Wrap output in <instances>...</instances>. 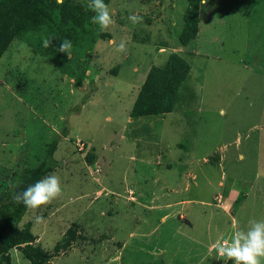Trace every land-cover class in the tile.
I'll return each instance as SVG.
<instances>
[{"label": "rangeland", "instance_id": "rangeland-1", "mask_svg": "<svg viewBox=\"0 0 264 264\" xmlns=\"http://www.w3.org/2000/svg\"><path fill=\"white\" fill-rule=\"evenodd\" d=\"M108 5L105 30L39 6L0 56V197L20 160L36 166L57 139L44 177L59 176L61 195L15 221L58 251L53 264H224L216 241L264 219V0L201 1L191 46L178 42L187 0ZM64 39L70 57L57 51ZM172 52L190 65L172 111L131 118L146 70ZM19 248L3 247L0 264H31Z\"/></svg>", "mask_w": 264, "mask_h": 264}, {"label": "trees", "instance_id": "trees-1", "mask_svg": "<svg viewBox=\"0 0 264 264\" xmlns=\"http://www.w3.org/2000/svg\"><path fill=\"white\" fill-rule=\"evenodd\" d=\"M201 1L187 0L183 23L178 33L180 45H187L198 33ZM104 2L109 4L110 0ZM87 5L88 3L75 0H64L63 4H57L56 0H0V56L26 28L27 21L39 6L53 7L62 20L83 28L95 15ZM189 71V63L176 52L169 54L163 66H150L130 109V117L164 115L171 112L176 92ZM56 146L57 139H52L47 145L45 157L34 167H28L24 160H20L19 168L12 173L9 186L0 197V251L3 247L15 244L20 247L23 256L31 264H53L52 258L58 251L55 253L45 251L41 245L30 242L31 240L25 236L27 229L24 231L17 227L15 221L26 212L27 207L22 202H17L13 193L22 192L59 165L53 157ZM86 158V162L92 163L91 158L87 155ZM17 181L20 182L19 187L15 189L10 187V184ZM10 206L14 207L13 213L9 212ZM70 236L68 240L65 239L62 249H66L77 238L76 234ZM224 264H231V261Z\"/></svg>", "mask_w": 264, "mask_h": 264}, {"label": "clouds", "instance_id": "clouds-1", "mask_svg": "<svg viewBox=\"0 0 264 264\" xmlns=\"http://www.w3.org/2000/svg\"><path fill=\"white\" fill-rule=\"evenodd\" d=\"M64 0H56L57 4H63ZM207 3V0H202ZM87 7L95 15L91 17V22L97 24L101 30L108 29L114 24V13L104 0H90ZM128 19L133 23H138L142 17L136 14L129 15ZM51 37L43 41V47L48 48L52 45ZM114 43V41H111ZM126 41L121 40L116 50L126 53ZM72 42L64 39L59 44L57 51L71 55ZM20 182L10 184V187H19ZM61 181L58 175L50 174L29 185L22 192H14L13 196L17 202H22L29 209H38L42 205L50 203L53 199L61 195ZM42 216L35 218L37 223L43 221ZM215 251L219 257L226 258L231 264H264V219L250 220L246 229H241L232 234L230 238L216 241Z\"/></svg>", "mask_w": 264, "mask_h": 264}, {"label": "crops", "instance_id": "crops-1", "mask_svg": "<svg viewBox=\"0 0 264 264\" xmlns=\"http://www.w3.org/2000/svg\"><path fill=\"white\" fill-rule=\"evenodd\" d=\"M197 37V36H196ZM192 40H196L195 38L194 39H192ZM188 45V44H187ZM189 46H191V44L189 43ZM191 52L190 53H186L187 55L188 54H191L192 53V50L191 49H189ZM185 58V57H184ZM163 65V64H162ZM162 65H159V66H162ZM150 68V67H149ZM148 70L149 69H147L146 70V73H145V75H144V79H145V77H146V74H147V72H148ZM144 79H143V81H144ZM142 81V82H143ZM142 82H141V84H142ZM141 84L139 85V88H137V90L139 91V89H140V86H141ZM170 113V112H169ZM182 144V146H183V142L181 143ZM156 159H157V163L160 165L161 164V162H160V160L162 159V155L161 154H158L157 155V157H156ZM178 161H180V159L178 160ZM148 162V161H147ZM172 165H173V162L172 161H167L166 162V166H168V167H172ZM45 176V175H44ZM44 176L42 177V178H44ZM129 191H131V190H129ZM150 195H151V198L150 199H148V201H150V203H155V201H156V196H155V193L154 192H150ZM147 196V195H146ZM247 196H248V194L246 193V195L244 196V200H246V198H247ZM243 200V201H244ZM243 201H241V204L238 206V207H242L243 206ZM187 204V201H185V200H180V201H178L177 202V204H175V205H170V203H168V204H166V208H173V207H175V206H178V205H186ZM154 206H160V205H150V207H152V208H154ZM180 209L181 208H175V210H174V213H179L180 212ZM180 215H178L180 218H182V214L181 213H179ZM167 214H165V215H163L162 217V219H164V217L166 216ZM180 220V219H179ZM189 224H190V221L188 222ZM235 226H236V222H235ZM22 229V228H21ZM69 236L70 235H68V237H65V239L66 240H68L69 239ZM142 237H144V235L142 236ZM37 244H39V243H37ZM212 244H214V243H212Z\"/></svg>", "mask_w": 264, "mask_h": 264}, {"label": "built area", "instance_id": "built-area-1", "mask_svg": "<svg viewBox=\"0 0 264 264\" xmlns=\"http://www.w3.org/2000/svg\"><path fill=\"white\" fill-rule=\"evenodd\" d=\"M82 148V145H80V149ZM98 167H95V171H98Z\"/></svg>", "mask_w": 264, "mask_h": 264}]
</instances>
